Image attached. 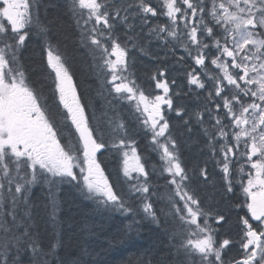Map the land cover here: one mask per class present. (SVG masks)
<instances>
[{
  "label": "snow or ice",
  "instance_id": "1",
  "mask_svg": "<svg viewBox=\"0 0 264 264\" xmlns=\"http://www.w3.org/2000/svg\"><path fill=\"white\" fill-rule=\"evenodd\" d=\"M69 20L99 107L84 100L62 46ZM33 35L40 55L29 61ZM133 52L154 62L155 94L138 82ZM170 59L191 61L183 87ZM193 93L195 107L177 102ZM140 131L156 165L138 151ZM186 144L196 146L190 161ZM113 149L116 180L98 159ZM63 184L93 211L129 220L110 246L147 227L155 240L138 264H264V0H0V264H87L84 241L97 228L87 217L73 234L79 253L59 251Z\"/></svg>",
  "mask_w": 264,
  "mask_h": 264
},
{
  "label": "trees",
  "instance_id": "2",
  "mask_svg": "<svg viewBox=\"0 0 264 264\" xmlns=\"http://www.w3.org/2000/svg\"><path fill=\"white\" fill-rule=\"evenodd\" d=\"M159 3V0H155ZM160 23L164 22V18H160ZM76 30L71 21L68 22L67 39L63 40V45L66 47V51L69 57V63L72 71L74 72V79L78 85V90L84 96V100L88 103H95L97 107L103 104V100L96 97L97 84L96 77L89 69L90 58L87 55L85 49L79 48L76 44ZM41 39L38 35H33L29 42L27 50L24 55L25 58L31 61L32 59H38L40 55ZM155 48V45L153 46ZM182 54V53H178ZM135 57V63L132 70L136 73L138 82L145 88V90L151 94H155L159 90L154 88V85L149 81L150 70L154 67L148 57L142 56L137 52H133ZM191 61H186L184 64L177 65L169 60V78H176L177 83L183 87L186 83L184 80V71L189 67ZM49 84H51V78H49ZM187 91V88L184 89ZM180 104H186L189 108L196 106L197 101L195 99V93L191 96L182 97L177 101ZM121 116L126 121H132L133 107L124 102L120 106ZM91 114V109H89ZM98 114V113H97ZM175 122V114L167 113ZM138 141V151L142 157L149 160L150 165H156L158 163V153H154L150 150L147 136L140 131L135 137ZM183 153L186 159L189 161L196 155L195 145H185ZM98 159L101 161V166L105 169L106 174H109L110 179L116 180L118 173L122 169V157L121 154L113 150L102 151L98 153ZM211 167V165H210ZM158 170V169H157ZM154 184L163 185L165 183L163 178L154 176L152 178ZM34 200H43L45 198V187L43 185H36L32 191ZM61 198L63 200L64 218L68 221L64 225L65 234L63 236V247H61L60 254L62 256H75L80 251V240L73 237H82L83 234L79 232V225L81 221L87 217L90 223L97 225L96 234L90 236L84 241L87 247L88 255L84 257L87 264H138V257L148 249L154 242L153 237L147 227L142 229L141 237L135 238L133 241L122 245H109V238L111 233L118 228H123L124 225L129 223V220L124 219L118 214H112L108 216L102 212L93 211L95 208V202L85 199L75 188L69 184L61 185ZM237 195L242 200L243 197L237 190ZM243 215V212L240 213ZM71 219H68V218ZM139 219V217H137ZM46 239H51V228L46 230ZM73 237V238H70ZM231 254H235V249Z\"/></svg>",
  "mask_w": 264,
  "mask_h": 264
}]
</instances>
